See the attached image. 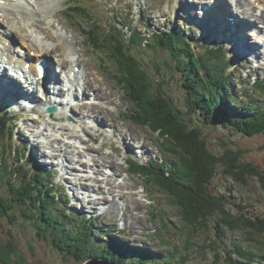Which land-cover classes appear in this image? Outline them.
Wrapping results in <instances>:
<instances>
[{"label":"rangeland","instance_id":"rangeland-1","mask_svg":"<svg viewBox=\"0 0 264 264\" xmlns=\"http://www.w3.org/2000/svg\"><path fill=\"white\" fill-rule=\"evenodd\" d=\"M202 1L206 2L207 0H180L179 7H177L178 0H59L58 8L55 12H52L53 17L51 15L47 18L51 24L45 22L42 27L48 28L52 34H56L55 36L57 34L63 36L67 42L64 45L70 44L69 48L72 53L77 51L78 54L82 53V59L85 60L84 69L80 70V73L84 72V80L82 78L83 92L87 81L95 79L93 82L97 84L99 89L96 90V87L88 81L92 89L97 92L101 89L104 90L113 104L111 106L99 100H92L93 91L85 96L91 99L90 102L85 103V99L78 93L81 100L83 99L82 102H75V105L70 107L68 105L61 107V112L68 111L76 119V122H72V126L69 127L71 123L65 116V118H62L61 124L63 126L59 127L60 130L52 131L53 127L49 126H53V124L55 126L60 125V122H56V119H58L56 115H59L56 114L55 121H53V119L42 114L41 111H37L30 115L22 114L23 117L18 122L19 128L17 129V131L20 130L19 136L14 128L10 140L6 139V136L0 138V158H2L3 146H7L4 161L18 165L21 158H24V167L29 170L31 176V172H40L36 169L32 171L34 166L50 173L53 193L56 196H61L62 201L58 206H50L53 210L51 216H57V212L66 215L65 210L69 214L79 212L80 214L71 215L70 218H79V220L76 219V223L81 225L84 222H89L86 227L91 230V242H96V244L98 243L99 246L103 247V244L111 239L118 247L116 248L118 254L124 258L123 264L140 263L142 258L140 254L146 259L142 260L143 264H177V262L178 264H227V258L236 264L244 263L245 260L236 254L228 256L229 251L234 250L235 245L254 256L252 264H264V238H251L244 232L228 231L224 235L223 241L219 242L218 251L214 252L208 248L206 249L205 244H212L215 240H219L213 229L216 228L213 220L209 222L210 228L205 235H200L197 238L191 237L195 245L203 246L204 250L202 252L197 246H186V240L188 239L185 233L187 224L182 219L178 206L173 205L167 194L161 193L154 185H148L145 176L136 172H129L128 166L125 164L128 161L129 154L132 155L136 152L138 154L145 153L146 157L142 156L143 160L141 161H145L148 159L147 157L154 160L164 157L169 162L177 165V160L175 158L173 160L163 153L166 147L162 145L163 142L159 139L158 132L153 133L149 128L140 127L132 120L125 118L127 112L134 114V107L128 99L127 87L124 84L126 82L118 80L120 74L117 73V68L107 51L102 48L99 53L91 45L88 39V33L92 30L89 20L85 19L80 13L81 19L66 14L68 4L87 6L89 13L92 15L90 19L98 25L97 28L102 32L101 34L113 36L115 34L113 29L120 32V40L128 45L131 55L136 56L135 58L142 65H140L141 68H145L149 72L153 67L158 68L159 72L153 71L152 76L159 79L161 82V87H159L162 88L164 94L177 103L179 108L184 109L185 90L182 85V75L176 69V64L171 55L160 48L148 45L147 39L150 35L149 31H175L176 28H179L185 32V35L191 37V44L196 43L199 46L194 44L198 47L197 49L193 48V45L188 46V48L195 52L201 50L200 47L205 44L208 45L205 43L208 42V39L203 38L204 32L201 25L203 24L207 31L210 30L211 33H216L217 28L216 24L211 27L210 17L208 19V16L203 17L207 24L198 19H195V22L191 21L193 15L196 18L200 17V8L201 10L205 8L199 7L200 5L197 4ZM183 2L195 6L193 8L188 5L181 11L180 6L182 3L184 7ZM226 7L228 9L226 8L224 14L220 16H228L234 19L235 16L231 8ZM228 10H230L229 14ZM215 20L217 21V18ZM197 21L200 25L196 23ZM237 21L241 24L240 27L244 25L246 27V21H241L238 18ZM128 22L132 25L130 29H133L134 33L141 34L140 38H143L141 43L137 41L139 35H134L131 38L132 31L126 29V25L123 27ZM257 22L261 24L260 21ZM52 24L58 25L57 29L51 27ZM261 26L264 27L263 24ZM258 27L260 26L258 25ZM119 30H122V32ZM226 33H228L227 30ZM251 33V30L247 31L246 34L241 31L232 33V41L228 44L231 45L232 43L233 49L230 46H225L226 56L223 53L224 59H221V65L227 63L233 72L230 85L236 103L246 104L252 101V104L259 105L264 103V70L259 71L257 68L259 66L264 67V65H261V63L264 64V60L260 61L264 53L257 57L261 51L254 54L243 52L251 61L250 66L244 64L245 67H243L241 60L239 64L236 60L232 61V54L239 56L238 53L241 47L237 44L242 37H246L249 43H253L256 47L255 51L259 48H263L264 51L261 44L258 43L257 45L255 43V39L258 41L261 40V37H255L253 40V34ZM250 36H252V40ZM40 37H44V35L38 34V38ZM212 37H216V34L211 35ZM202 39L204 40L202 41ZM18 41L21 44L20 40ZM213 44L217 45L216 43ZM44 45L45 47H53L60 46V43L45 42ZM46 56L53 58L54 64L60 65L58 64V60L60 61L62 58L60 54H48ZM253 56L256 61L253 60ZM229 57H232V63L229 61ZM165 62L169 66L168 70L163 64ZM224 68L227 67L224 66ZM87 74L90 77H87ZM248 75L250 77H247ZM76 97L78 98L77 95ZM230 107H233V105ZM18 109L19 106L12 107V110L18 111ZM99 109L110 110V115ZM1 112L3 111L0 109ZM95 113L104 115L106 120L109 121L108 124L112 126L108 127L114 130L116 136L107 137V132L102 135V132L108 128L98 125L95 121L94 124L99 132L92 130L91 122ZM59 117L61 118V116ZM88 118L91 119V122ZM191 120L194 126L202 130V135L213 153L220 155L222 150L228 148V146L234 147L235 150L242 153V157L247 163L252 164L257 170L264 173V135L246 137L243 134L229 133L221 127H213L207 124L199 112L197 115L192 116ZM64 126L66 127L64 128ZM74 127L83 128L85 131L77 134L73 131ZM63 129L65 130L62 131ZM71 134L74 137L79 135L83 144L76 143L81 140L79 138L78 140L74 139ZM51 135H54L52 138H58L59 140L52 139ZM54 141L55 143H53ZM25 142L32 143L33 146L25 145ZM223 142L227 143L228 146ZM19 144H21L20 152L17 155L16 148ZM73 144L76 148H69L68 151L71 154L65 159L63 157L65 146L71 147ZM144 144H146V147ZM74 149L76 154H74ZM18 157L20 160H17ZM134 158L139 160L140 157L135 154ZM103 166H105V169L109 167L110 171L106 173ZM70 170L74 171L71 172ZM132 173H136L138 176ZM4 175L0 179V238L4 241V244H11L15 247V252L10 253V264H81L73 256L56 248L49 233L44 235L39 231L35 224L36 220L30 218L32 214L39 212L38 209L31 206L14 207L11 205L10 187L12 185L7 184V177ZM43 176L47 180L49 179L48 175ZM248 182V190H245L230 179H225L219 171L212 186L220 194L231 193L232 198H236L237 202L248 206V210L252 211L254 215L264 218V191L259 188L256 180H248ZM14 183L17 185L19 182L15 181ZM81 187L84 190L81 189L79 192ZM95 200L98 201L95 203ZM104 200H108L109 203L105 204ZM70 208H75L76 211ZM66 223L62 224L64 225L63 231L69 234L73 229L72 223L74 222ZM125 246H131L132 248L126 249ZM146 253L148 254L146 255ZM216 253L218 257H215ZM169 255L172 257L170 260H168ZM153 258H155L154 262L152 261Z\"/></svg>","mask_w":264,"mask_h":264},{"label":"trees","instance_id":"trees-1","mask_svg":"<svg viewBox=\"0 0 264 264\" xmlns=\"http://www.w3.org/2000/svg\"><path fill=\"white\" fill-rule=\"evenodd\" d=\"M68 5L72 16L80 18L82 14L89 20L92 30L88 33V39L91 45L96 50L103 48L107 51L120 74L118 80L126 82L124 84L128 99L135 113L129 119L140 127L149 128L153 133L158 132L162 145L166 147L165 153L177 160V165L174 164L172 168L153 169L140 166L134 167L132 171L145 176L148 185H154L161 193L167 194L173 205L178 206L182 219L187 224L186 246H197L201 252L204 250L203 246L195 245L191 237L205 235L209 231L211 220L214 221L216 228L213 229L219 240L205 245L206 249L214 252L218 251V244L223 241L228 231L244 232L251 238H264V218L254 215L248 210V206L232 198L231 193L220 194L212 186L215 176L221 171L225 179H230L245 190L249 187L248 180H256L259 188L264 191V173L247 163L240 151L229 147L225 142L223 144L228 148L222 150L220 155L213 153L202 135V130L191 123V117L199 112L207 124L221 127L229 133L243 134L246 137L264 135V103H236L230 87L231 74L226 71L225 65H221L222 57L218 52L212 49L203 52L191 51L182 38L166 33L156 34L148 45L169 53L183 77L185 105L184 109L179 108L177 103L164 94L159 79L152 76L153 71L159 72V69L153 67L150 72L142 69L136 56L131 55L128 45L120 40V32L113 29V36L101 34L98 25L90 19L92 15L87 6L73 3ZM132 35L134 37L139 34L132 29ZM137 41L142 42L140 36ZM165 63L163 64L168 70L169 66ZM5 129L2 117V138L6 136ZM4 156L5 152H2L0 179L5 174L7 184L12 185L11 205L38 209L39 212L32 214L30 218L36 220L35 224L41 233L52 236L56 248L73 256L81 264L94 258L124 262L112 240L106 241L103 247L91 242V230L87 227L79 225L69 234L64 232L62 224L67 218L64 215L51 216L53 210L50 206L53 207L55 199L51 197V191L46 190L42 177L37 175L36 178H31L22 168L16 169V164L3 161ZM10 175H15L14 181ZM15 181L19 183L16 185ZM13 252L15 247L4 244L0 238V263L10 264V253ZM230 254H236L245 260L240 264H252L254 258L250 252L243 251L238 245L229 251V257ZM215 257H218L217 253ZM142 260L144 259L140 263L132 264H143ZM226 263L236 264L229 258Z\"/></svg>","mask_w":264,"mask_h":264},{"label":"bare ground","instance_id":"bare-ground-1","mask_svg":"<svg viewBox=\"0 0 264 264\" xmlns=\"http://www.w3.org/2000/svg\"><path fill=\"white\" fill-rule=\"evenodd\" d=\"M0 1H1L0 2V33H1V35L6 36L8 40L16 42L17 44L19 43L18 40H20L21 44L19 43L18 48H20L21 51L18 49V52L21 53V52H23L22 49H25L29 53L32 52L31 54L34 57H37L38 59H45V60L49 61L47 63L48 72L50 73L51 76H55L53 79L56 78V73H54V71L52 70V68H53L52 62H54V60H53V58H49L46 55H48V54L56 55L57 53L60 54V57H62V58L60 61L58 60V64H60L59 66L62 69V73L74 72V82L77 81V86H79L81 74L76 75L75 69H82L84 67L85 60H84V58L82 59V57H83L81 55L82 53L78 54L77 50H76L77 51L76 53H72L71 49L69 48L70 44L64 45V44H67V42L63 36H58L59 34H57V36H55L56 34L55 35L52 34L48 30V28L42 27V25L45 24V22L51 24V22L48 21L47 18L49 16H51L52 12H55V10L58 8L59 0H29L30 2L27 1L29 3H22V2L17 1V0H4V3L2 2V0H0ZM213 3H214V5L211 7L212 9L210 8L207 12H205L206 8L205 9L203 8V10H201L204 13L205 17L208 16V19L210 17L211 27H214L215 24L217 25L216 33H211V31L208 29L210 35L214 36L216 34V37L223 39V41L228 39L229 43L232 41L231 36L233 35L232 33L234 30L233 31L230 30V27H231L230 23L231 22L229 21V23H228V21H226L225 17L220 16V15L224 14L225 9L227 8L226 6H228L229 8H231V11L235 16L234 19L233 18H231V19L235 22L234 24L236 26L241 25L237 21V18L240 19L241 21H246V18H249L251 21H254V23L246 22V27H249V29L252 32L251 34L254 35V33L257 32L258 33L257 36L261 35V40L257 41L255 39V43L260 44L263 42V45H264V27L261 28V27H258V25H256V21H260L264 24V0H256L255 2H252L251 0H230V1H228V0H214ZM220 3H221V5H220ZM234 3H235V5L233 6ZM204 4L208 5L207 2H205ZM229 11L230 10H228V14H229ZM52 17H53V15H52ZM216 18H217V21L215 20ZM51 27L57 29L58 25L52 24ZM29 30H31L32 32ZM226 30L228 33H226ZM237 31L238 30H235V32H237ZM246 32H244V33L246 34ZM54 33H55V31H54ZM38 34L44 35V37H40L41 38L40 39V38H38ZM0 38H2V37H0ZM35 38H37L36 41H35ZM236 39H237V37H236ZM236 39H235V41H236ZM238 39H239V37H238ZM37 42H39V43H37ZM45 42H51V43L59 42L60 46L45 47V45H44ZM238 42L239 43L237 45H239L241 48H240L239 53H238L239 56H235V58L237 60L242 61L241 63L243 64V67H245V65L250 66L251 61L248 60V56L245 55L244 53L248 54V53L252 52L254 54L260 50L257 49V51H255L256 47L253 45V43H249L247 41L246 37H242L240 40H238ZM4 43L5 42L2 41V39H1L0 46L4 47ZM24 46H26V47H24ZM0 49H1V47H0ZM4 51L7 53L6 57H8L9 59H7L8 61L6 62V59L3 58L4 62H1V64L7 66L8 70H9V68L13 67V65H16V66H18L17 71H20L22 66L24 67L28 62H30L32 64V70L29 72V75L36 76L35 75V68H34V64L36 63L35 61H31V60L23 61L22 57L16 61V59H18V58L15 54H13L11 52V50H4ZM260 54L257 57H260ZM25 56H26V54H25ZM252 58L254 61H256V59H254V56ZM261 58H260V60H261ZM257 69L259 71H263L264 67L259 66ZM87 77H90V75L87 74ZM82 78L84 80V77H82ZM29 79H31L30 76L28 77V80ZM88 81L93 86L96 87V90L99 89L97 87V84L95 82H93V81H95V79L88 80ZM88 81L86 83L85 90L83 92V96H86L87 94H89L90 91H93L94 96L93 95L92 96L95 98L94 100H99V101L104 102L105 104H108V105L113 104L112 101L109 100V96L106 95L104 90L101 89V91H99V92L93 90L91 87V84ZM43 84H46V83L45 82H42V83L38 82L36 85L37 90L35 91V89H33V92L31 93V91H30L31 87L30 86H29V88L26 87V82L24 83L21 79L14 80L12 77H10V74H7L6 72L0 73V89L3 92V93H0V94H2V95H0V105L6 106L7 105L6 103H8V104H10L11 107L19 106L18 111L20 110V112L34 111L36 109V105L33 104L31 106V109H28L26 106L21 104L18 100H20L22 102H23V100L24 101L31 100L33 102V100L37 99L39 101H45V105H48V104L54 105L56 103V101L52 100V99L51 100L48 99L47 96L49 94H51V95L56 94L57 96H62V89H60V88L56 89V88H50V87L42 88ZM72 85H74L73 82H72ZM77 86H71V89L72 90L74 89L75 91H77V89H76ZM36 94H37V97H36ZM75 96H76V94H75ZM99 110L105 112L106 114H109V112H110V110H108V109H105V110L99 109ZM56 114H58V113H56ZM62 115L63 114H60L59 116H62ZM56 117L58 118L57 115H56ZM51 119H53V121H55L54 117L53 118L51 117ZM92 121L93 122L95 121V123H97L98 125H100L104 128H109L108 126H111L110 124H108L109 121L106 120V118L104 117L103 114H98V113L96 114L95 113ZM49 127H53V126H49ZM55 127L57 128V126H55ZM56 128L52 129V131H55ZM57 129L60 130L59 128H57ZM73 131L77 134H81V133H84L85 129H83V128L81 129L80 127H74ZM69 133H71V132H69ZM71 137H74V135L71 134ZM78 138L81 141H78L76 143L83 144L82 139L79 137V135H76L74 137V139H76V140H78ZM124 142L126 143V141H124ZM53 143H55V141ZM144 145L146 147V144H144ZM65 147L66 148L64 150V152H65L64 156L67 157V156H69V154H71L68 151L69 148L75 147V144L71 145V147L68 145H66ZM138 147H140V146H138ZM131 149H132V147H131ZM75 151L76 150L74 149V154H76ZM139 160H141V158H139ZM108 168L109 167H106V169H108ZM70 171L73 172L74 170H70ZM81 189L84 190V188L81 187L79 192L81 191ZM120 193L122 195L121 190H120ZM124 199H125V196H124ZM96 201H98V200H95V203H96ZM104 202H105V204L109 203L108 200H104ZM70 209L75 210V208H70ZM65 212L67 215L66 216L67 219H69L71 215L80 214L77 211L75 214H72V213L69 214V212L66 210H65ZM56 215L58 217L59 215H62V214L57 212Z\"/></svg>","mask_w":264,"mask_h":264},{"label":"water","instance_id":"water-1","mask_svg":"<svg viewBox=\"0 0 264 264\" xmlns=\"http://www.w3.org/2000/svg\"><path fill=\"white\" fill-rule=\"evenodd\" d=\"M53 108H50L49 111L50 112H54V110H52ZM84 264H118V263H114V262H108V261H101V260H98V259H94V260H91V261H88Z\"/></svg>","mask_w":264,"mask_h":264}]
</instances>
